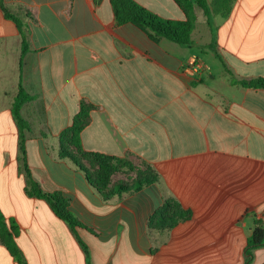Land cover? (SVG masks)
<instances>
[{"label": "crops", "instance_id": "crops-1", "mask_svg": "<svg viewBox=\"0 0 264 264\" xmlns=\"http://www.w3.org/2000/svg\"><path fill=\"white\" fill-rule=\"evenodd\" d=\"M134 1L160 17L185 19L172 0ZM0 2L26 25L29 43L20 71L21 38L0 8V210L18 225L14 242L24 264L86 259L48 203L26 193L12 116L19 79L33 97L20 109L32 131L27 169L44 192L68 200L91 264H245L254 221H264V89L230 81L264 78V0H235L228 16L213 18L215 50L196 6L193 46L182 48L117 26L110 0ZM194 61L200 70L193 77ZM82 103L90 107L83 149L131 161L135 172L117 182L132 187L146 166L157 182L104 202L88 173L59 158L60 135ZM165 199L192 218L148 234L146 222ZM0 264H20L1 231ZM250 264H264V247Z\"/></svg>", "mask_w": 264, "mask_h": 264}, {"label": "trees", "instance_id": "trees-1", "mask_svg": "<svg viewBox=\"0 0 264 264\" xmlns=\"http://www.w3.org/2000/svg\"><path fill=\"white\" fill-rule=\"evenodd\" d=\"M185 15L182 21L171 20L158 16L147 8L141 6L134 0H110V6L117 26L131 25L144 32L148 38L157 43L161 39L168 40L182 48L193 46L191 34L196 25L195 6L202 10L206 24L212 34V42L208 45L210 50H215V28L213 18L215 16L226 17L231 11L235 0H212L210 4L207 0H172ZM0 8L6 19L12 20L21 38V57L19 60V70L21 71L22 57L29 50L27 27L15 15L8 10L1 2ZM218 58V56L216 55ZM225 68V65H224ZM227 71V70H226ZM229 73V71H227ZM231 85L242 88L264 89V78L251 80H237L232 78ZM33 100L21 86L19 79L18 93L12 104V116L18 130L19 151L21 168L27 177L26 193L38 199L45 200L57 218L63 221L81 246L86 264H91L90 252L87 245L80 239L78 229L84 227L68 210V200L60 192H44L41 187L30 176L26 166L25 142L31 128L21 114V107ZM89 105L81 104L80 111L74 116L72 125L60 135L59 158L69 160L77 170L88 173V179L92 182L93 188L104 202L113 199H122L132 195L142 187L157 182V175L149 168L137 171V178L133 186H128L115 181L117 175H130L135 172L134 164L127 160L114 156H108L99 152L85 151L81 144V132L89 122ZM192 218V211L184 208L174 199H165L146 222L148 234L151 232H169L178 224L189 221ZM0 231L2 233L5 246L12 256L20 263L24 260L20 250L17 248L14 237L18 234V225L9 219L6 221L0 210ZM90 232V231H89ZM264 247V221L255 220L254 228L247 238L244 248L245 264H250L253 258V251Z\"/></svg>", "mask_w": 264, "mask_h": 264}, {"label": "built area", "instance_id": "built-area-1", "mask_svg": "<svg viewBox=\"0 0 264 264\" xmlns=\"http://www.w3.org/2000/svg\"><path fill=\"white\" fill-rule=\"evenodd\" d=\"M189 73L191 76H195L198 75L199 70H200V66L199 64H197L195 61L193 63H191V65L188 67Z\"/></svg>", "mask_w": 264, "mask_h": 264}, {"label": "rangeland", "instance_id": "rangeland-1", "mask_svg": "<svg viewBox=\"0 0 264 264\" xmlns=\"http://www.w3.org/2000/svg\"><path fill=\"white\" fill-rule=\"evenodd\" d=\"M133 174V173H132Z\"/></svg>", "mask_w": 264, "mask_h": 264}]
</instances>
